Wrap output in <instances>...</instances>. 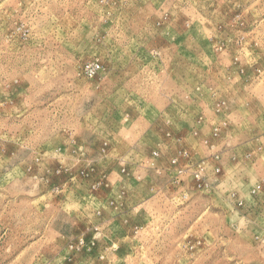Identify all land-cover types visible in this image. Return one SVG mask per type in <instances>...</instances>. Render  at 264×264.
Returning <instances> with one entry per match:
<instances>
[{
    "label": "rangeland",
    "instance_id": "rangeland-1",
    "mask_svg": "<svg viewBox=\"0 0 264 264\" xmlns=\"http://www.w3.org/2000/svg\"><path fill=\"white\" fill-rule=\"evenodd\" d=\"M0 264H264V0H0Z\"/></svg>",
    "mask_w": 264,
    "mask_h": 264
}]
</instances>
